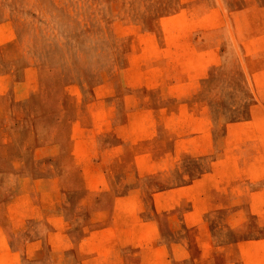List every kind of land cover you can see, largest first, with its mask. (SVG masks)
Returning <instances> with one entry per match:
<instances>
[{
	"label": "rangeland",
	"instance_id": "obj_1",
	"mask_svg": "<svg viewBox=\"0 0 264 264\" xmlns=\"http://www.w3.org/2000/svg\"><path fill=\"white\" fill-rule=\"evenodd\" d=\"M0 264H264V0H0Z\"/></svg>",
	"mask_w": 264,
	"mask_h": 264
}]
</instances>
